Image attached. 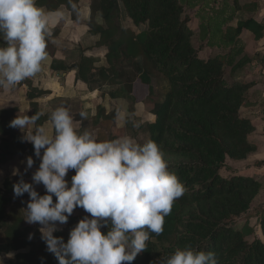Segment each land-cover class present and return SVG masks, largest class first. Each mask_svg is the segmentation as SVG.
Returning a JSON list of instances; mask_svg holds the SVG:
<instances>
[{
  "label": "trees",
  "instance_id": "obj_1",
  "mask_svg": "<svg viewBox=\"0 0 264 264\" xmlns=\"http://www.w3.org/2000/svg\"><path fill=\"white\" fill-rule=\"evenodd\" d=\"M87 1L88 32L98 37L94 47L106 50V67H96L98 59L81 51L76 61L75 79L85 83L90 91L105 86L110 89L107 92L110 99L131 102L158 99L163 90L162 99L149 111L152 120L143 122L140 128L148 139L160 146L169 171L174 172L185 187L184 194L174 201L170 214L164 218L163 232L158 236L151 234L147 249L138 254L132 264H153L160 257L186 246L214 252L218 264H264V211L257 216L262 238L254 235L247 217L262 184L248 176L226 178L221 175L227 159L245 161L257 149L250 142L256 129L242 115L244 109L254 106L250 97L256 83L226 78L228 69L233 75L253 62L241 44L242 34L250 33L255 43L264 38V24L252 16L237 20L235 26L228 21L236 18L238 10L252 14L257 6H239L235 1L239 8L235 4L224 21L214 13L200 14L199 40L205 43L204 47L217 45L223 50L202 59L193 45L195 35L190 12L197 7L212 10L214 0ZM79 2L37 0V5L47 12L65 7L72 20L78 22ZM224 6L228 10L227 5ZM122 15L133 27L122 25ZM97 17L102 24L96 22ZM57 33L58 30H52V36ZM46 51L52 58L51 69L59 74L66 72L67 64L55 58L56 47L50 40ZM103 96L104 93L100 96L102 100ZM32 108L30 115L38 113L35 104ZM17 109L16 106L0 108V165L7 164L17 154H33L32 144L21 142L17 129L8 127ZM116 117V110L105 115L99 105L95 116L83 123L100 127L102 121L115 123ZM48 119L40 116L37 124L43 125ZM84 127L82 131L88 129ZM105 131L100 129L99 135L103 138L99 140L117 138L108 132L104 134ZM38 164L37 159L28 170L30 177ZM15 182L6 178L0 188V255L15 253L14 260L4 264H41V257L43 264H58L46 251L39 227L35 229L27 224L23 211L16 208L17 201L25 194L14 198L12 185ZM53 199L55 202V197ZM245 215V223L237 228V221ZM80 219L81 215H71L66 225L53 235L63 237L66 242L70 229ZM101 231L104 233L107 229ZM30 233L33 234L31 240L28 239Z\"/></svg>",
  "mask_w": 264,
  "mask_h": 264
},
{
  "label": "clouds",
  "instance_id": "obj_2",
  "mask_svg": "<svg viewBox=\"0 0 264 264\" xmlns=\"http://www.w3.org/2000/svg\"><path fill=\"white\" fill-rule=\"evenodd\" d=\"M55 16V22L64 18L63 12ZM52 17L37 0H0V89L10 90L43 70ZM41 115H16L8 124L21 130V142L31 143L39 160L31 182L23 178L33 168L31 156L26 157L24 174L19 169L13 172L19 177L12 185L14 198L28 196L23 220L40 225V239L58 264H132L147 249L151 234L163 232L164 218L184 194V185L169 171L164 153L151 139L141 143L125 135L99 140L87 130L78 131L65 106L51 111V130L37 124ZM79 116L84 120L87 113L81 111ZM117 118L126 119L119 110ZM70 170L75 174L69 181ZM39 185L43 195L36 190ZM77 207L91 218L80 219L66 242L54 236L58 225L66 224ZM102 228L107 231L102 233ZM32 238L30 233L28 239ZM13 256L5 253L0 264ZM153 264L218 262L214 252L186 246Z\"/></svg>",
  "mask_w": 264,
  "mask_h": 264
},
{
  "label": "crops",
  "instance_id": "obj_3",
  "mask_svg": "<svg viewBox=\"0 0 264 264\" xmlns=\"http://www.w3.org/2000/svg\"><path fill=\"white\" fill-rule=\"evenodd\" d=\"M214 1L216 2V4L214 6L215 8L212 7L213 8L212 10L211 8H208L206 9V11H203L201 7H197L196 10L194 9L195 11L190 12V16L192 18L191 28L194 31V35H195V30L192 27V22L194 21V19L198 21L195 24L197 25L196 29L198 33L199 25H200V19L198 16L200 14L206 15L207 12L210 14L214 13L220 15L222 21H224L226 18H228L231 15L230 10L235 8L234 7V5L236 4L235 1H238L239 6L244 5L241 3V0H214ZM246 1L247 2L245 4H252L254 6H257L254 13L250 14V13H246L243 10H238L237 15L235 16L236 18H234L233 21H228V24L235 26L237 20L239 19L244 20L246 18H249L250 16L254 17L257 22L264 24V0H246ZM222 2H225L228 10H225V6H224L225 4L221 5ZM239 6L237 5L238 8ZM79 8H80L79 10L80 21L78 22L72 20L70 12L66 10L65 7H60L56 12H50L53 13L50 27L52 30H58L57 35L52 36L50 42L56 47L55 58L64 61L67 64L66 72L62 74L55 73L51 69L52 58L47 56L46 61L43 62V70L35 77L28 78L22 81L18 86L10 90L5 91L3 89H0V108H11L16 106L18 108L17 109L18 112L16 113V115H23V114L30 115L33 112L32 105L35 104L37 107V112L42 114L41 117L49 118L50 113L53 109H55L58 106H65L69 109L70 114L73 116L74 126L78 131H82L84 126L88 127V129L84 127L85 130L92 133L98 139H101L103 137L99 135L100 129H105V130L107 128L110 129L113 125L104 124L103 121L100 123L101 124L100 127L90 126L89 122L88 124H84L83 120H81L79 116V113L81 111L86 112L87 118L84 120H90V118H93L95 116V114L97 113V107L100 105L102 108H104L105 115H108L112 110L118 111L119 108L117 107L116 109L115 108L111 109V106H113L115 103L117 105L119 104L123 106L122 104L123 99L122 98L110 99L109 96L107 95L108 88L105 86L102 87L100 90L97 89L94 91H90L85 83L75 79L76 68L70 70L68 69V66H71L72 64H75L77 67L76 61L78 60V56L81 51H85L84 54L87 56L91 55L98 59V63L95 64L96 67H106V61L104 58L105 55L104 53L106 52H103L105 49L94 47L95 43L98 41V37L92 36L88 32L87 23L90 19V9H89L88 1L80 0ZM57 12H63L64 14V18L59 22H55L56 21L55 13ZM96 22L98 24L103 23L100 17L96 18ZM198 39H199V34H198ZM240 39L242 40V41L240 40L241 44L245 46V54H247L246 49L250 48L252 46V43L261 44V42L264 40L263 38L261 41L255 43L252 40V35L248 32H244V34H242ZM53 40L55 42H52ZM89 48L93 50L90 49L89 51H87ZM206 48L219 49L217 45H215L214 47H211V45L210 46L206 45ZM96 52H98L99 54L100 52H102L103 53L102 57L99 56V54L95 55ZM220 52H223V50ZM220 52H216V53H220ZM252 64L248 66L250 67ZM247 69L250 68H246L244 70L238 71L237 73L246 71ZM253 76H254L253 79L256 78L254 79L256 85L260 84L261 80H263L262 77H264V68L258 74H253ZM253 79H251L250 81L248 80L246 81L242 80V81L252 82ZM236 81H241V80H236ZM102 93H104L103 100L100 97ZM115 123H117V121ZM43 126L51 130L50 120L48 119L47 121H45L43 123ZM17 131L22 136L21 130L17 129ZM106 132L107 131L103 133L106 134ZM29 156L33 158L34 163L37 161L34 154H17L7 164L0 165V188L2 187V183L6 178H10L11 180H15V181L19 179L18 176L13 174L15 169H19V171L22 174H24V170L26 166V157ZM74 174H75L74 171L70 170L68 175L66 176V179L70 180L71 176ZM23 178L26 182H31V177L29 175V172L24 174ZM39 187L43 188L42 185H39ZM26 197L27 194L25 193L24 198ZM17 202L22 203L23 200L20 199ZM3 255L4 254H1L0 257H2Z\"/></svg>",
  "mask_w": 264,
  "mask_h": 264
},
{
  "label": "rangeland",
  "instance_id": "obj_4",
  "mask_svg": "<svg viewBox=\"0 0 264 264\" xmlns=\"http://www.w3.org/2000/svg\"><path fill=\"white\" fill-rule=\"evenodd\" d=\"M246 2H247L246 0H241L242 4H245ZM121 22L123 26L133 27L131 24V21L125 15H122ZM196 22H198L196 21V19H194V21L192 22V27L195 30L193 45L198 50L199 57L202 59H207L209 56L215 54L216 52L222 51L221 49H212V48L204 47L205 43L201 42L198 39V33L196 29L197 25H195ZM89 50L90 49H88L87 51ZM103 52H106V51L104 50ZM246 53L254 60L253 64L250 67L249 66L246 67L250 69H247L246 71H243V72H239L235 74V76L234 74L232 75V73H230V69H228L226 73L227 80H230V81L248 80L250 81L254 77L253 74H258L261 70H263L264 68V40L261 42V44L252 43V46L246 49ZM98 54H99L98 52L95 53V55H98ZM102 54L103 53L100 52L99 56L102 57ZM262 78L263 80H261L260 84L256 85L254 89L252 90V96L250 97V100L252 103L254 102V106L248 108L247 110L244 109L242 111V115L248 119L250 118L249 120L251 121V123L254 125L256 129V131L250 137V142L253 145H255L257 148L256 152L249 155L245 161H241V162H234V161L227 159L224 169H222L221 171V175L226 178L234 176V175L248 176L252 178H257L261 182L262 184L261 191L256 197V199L253 201L251 205V209L248 212V216H247L249 217L248 221H249L250 226L255 230L254 235L259 238H262V236H261V232L259 229L257 216L260 212L264 211V77ZM254 79L252 81H254ZM109 90L110 89H108V91ZM140 94L141 92L139 91L138 95L140 96ZM161 94L162 96L164 95L163 90H161ZM162 96L158 99L150 100L145 103L131 102L126 99H123V103H122L123 106L119 104L117 105L115 103L114 104L115 106L114 105L111 106V109L113 108L116 109V107L119 108L118 110H120V112L125 114L126 119L120 120L116 117L115 122L117 121V123H112L111 125L113 126L110 129L107 128L106 131L108 132V134L117 136V138L127 135V136H131L135 138L138 142H141V143L148 140L147 133L141 130L140 125L143 122L152 120L153 117L149 113V111L152 109L155 102L160 101L162 99ZM132 108H133V112H131ZM134 124H138L139 126L134 127L133 126ZM36 190L41 195L44 194L43 188H40L39 186H37ZM22 200H23L22 203L17 202L16 208L23 211V209L26 207V203L24 202L28 200V196ZM72 215H81L82 218L85 215H89L90 217V214L86 213L83 209L82 210L74 209ZM245 221H246V215L237 221V225H236L237 228H240L245 223ZM65 225L66 224L58 225V228L61 230ZM31 226H33L35 229L36 228L38 229V227H40V225L38 224H32ZM250 240H252V238ZM2 257H4V255ZM13 260H14V256L11 259L5 258L4 263H8Z\"/></svg>",
  "mask_w": 264,
  "mask_h": 264
},
{
  "label": "water",
  "instance_id": "obj_5",
  "mask_svg": "<svg viewBox=\"0 0 264 264\" xmlns=\"http://www.w3.org/2000/svg\"><path fill=\"white\" fill-rule=\"evenodd\" d=\"M76 68V65L75 64H72L71 66H68V69H75Z\"/></svg>",
  "mask_w": 264,
  "mask_h": 264
}]
</instances>
